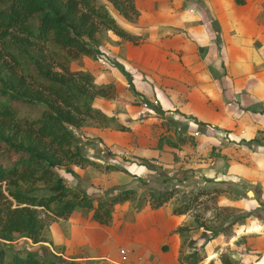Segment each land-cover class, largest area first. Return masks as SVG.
<instances>
[{"label": "crops", "instance_id": "0c3cea01", "mask_svg": "<svg viewBox=\"0 0 264 264\" xmlns=\"http://www.w3.org/2000/svg\"><path fill=\"white\" fill-rule=\"evenodd\" d=\"M133 1L138 16L122 27L141 41L114 33L123 46L109 49L100 76L115 92L93 100L103 122L90 116L89 130L77 127L93 162L70 164L74 184L94 194L139 195L153 183L155 192L209 190L245 216L225 240L233 263L264 264V0ZM138 195L115 203L109 224L75 208L54 217L42 240L23 237L77 264L127 253L138 264H184L174 227L187 214L173 212V197L137 210Z\"/></svg>", "mask_w": 264, "mask_h": 264}, {"label": "trees", "instance_id": "16d2710c", "mask_svg": "<svg viewBox=\"0 0 264 264\" xmlns=\"http://www.w3.org/2000/svg\"><path fill=\"white\" fill-rule=\"evenodd\" d=\"M127 16L138 11L133 0H112ZM109 29L134 43L141 36L115 20L98 0H0V239L11 242L23 235L42 240L43 229L52 217H67L75 208L91 210L100 224H109L114 204L136 197L134 187L94 194L86 188L66 184L58 173L61 166L75 174L71 163L90 164L72 129L79 116H96L100 111L81 102L85 85L91 94L107 95L110 85L97 86L89 71L53 64L48 43H55L72 56L101 51L94 37ZM104 55V53L102 54ZM105 56V57H104ZM102 57L107 60L106 56ZM58 68H57V67ZM32 83L30 90L25 86ZM130 86L132 88V83ZM114 168H119L113 165ZM52 180L48 191L37 193V180ZM209 191L200 189L198 192ZM175 195L173 187L155 192L146 188L135 208L146 203L158 207ZM190 205L174 207L185 212ZM176 227L174 231L180 230ZM8 242V243H9ZM0 248V264H77L53 251ZM110 264V263H108Z\"/></svg>", "mask_w": 264, "mask_h": 264}, {"label": "rangeland", "instance_id": "374dc122", "mask_svg": "<svg viewBox=\"0 0 264 264\" xmlns=\"http://www.w3.org/2000/svg\"><path fill=\"white\" fill-rule=\"evenodd\" d=\"M98 1L103 2L105 4L109 13L121 26H123V24L128 25L132 22H135V19L138 16L137 14V16L135 17L132 12H129L127 16H124L118 10V8L115 7L112 0ZM115 37L116 36H114V33L111 30L105 28L100 29L94 37V43L97 47L101 49V51L98 53H83L78 56L70 55L66 52L64 48L55 43H48V56L50 57V60H52L53 64L57 63V61H61L64 62L69 68H76L89 71L92 75V80L95 85L106 86L108 85V82H102V77L100 76L101 69L105 68L103 63H101V61H104V57L102 56L109 54V49L112 48V46H115L114 49H120L123 46V44H121V40ZM140 41L141 40H139V42ZM105 51H107V53H105ZM103 53L104 55H102ZM113 59L115 60L116 58ZM109 60L112 61V59ZM25 86L28 87L27 90H30L32 87V83L28 80L25 83ZM84 87L87 90L78 93V97L81 102H87L92 105L94 99L101 100L99 96H106L107 98H112L111 95L107 96L98 93L91 94V87H89L87 84ZM108 87L109 92H115V86L113 87V89L112 86ZM101 114L102 113L99 112L98 114H96L95 118L103 122L105 119H101ZM89 117L90 116L78 117V124L82 129L89 130L88 126L92 125V122ZM72 130L74 134L80 132L77 128ZM78 139L82 150H85L83 147L85 146V143L81 140V138L78 137ZM58 173L64 177V181L66 182V184L75 186L74 182L75 180H77V178L72 177L71 173L67 172L63 166H60L58 168ZM82 179L87 180L86 177H83ZM51 183L52 180H37L34 183V186L36 187V192L41 193L48 191V187ZM149 185L145 186L144 190L146 188L152 189V187L157 188V186H159L157 183ZM172 185L173 184H168V188L173 187L175 189V195L171 200V202L173 203V208L182 207L184 203H188V205H190V207L185 212H181L184 213V215L187 214V220L180 219L174 227H181L180 230L176 231L178 232L179 236L181 235V239L179 242L180 246H178V258L180 259V261L184 264H234V261L230 258V244L225 243V240H228V235L231 229L233 228V224L235 223V221L245 216L226 204L218 203L216 193H212L211 191L198 192L199 190L194 188H191L190 190H183L182 186ZM162 189L163 188H161V190ZM54 219L55 218L52 217L49 222L54 221ZM215 236H217L218 238ZM8 242L9 241H3L2 239H0V248H2V246L4 245L8 247H11L10 245H12V247L15 246L24 250L36 249L40 254L47 253L48 250L47 248L40 247V245H37V247L28 246L29 243L26 242V239H24L23 235H16L11 242ZM163 245L166 250L168 244L164 243ZM219 247H221V252H216V256H214V258L209 259V257H203L207 252H211L212 250L217 249ZM130 258V254L127 253V255H124L120 261H113V263L110 260L102 261L107 264H122L123 261L129 260ZM134 259L135 260L133 261L135 264H138V262L141 261L136 260L135 256ZM66 260L71 261L70 259ZM143 263L148 264V261H145ZM90 264H93V262H91Z\"/></svg>", "mask_w": 264, "mask_h": 264}, {"label": "built area", "instance_id": "2783aa9c", "mask_svg": "<svg viewBox=\"0 0 264 264\" xmlns=\"http://www.w3.org/2000/svg\"><path fill=\"white\" fill-rule=\"evenodd\" d=\"M103 63L106 64L105 61ZM122 264H135V263L133 261H131V260H125V261L122 262Z\"/></svg>", "mask_w": 264, "mask_h": 264}]
</instances>
